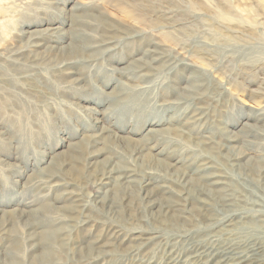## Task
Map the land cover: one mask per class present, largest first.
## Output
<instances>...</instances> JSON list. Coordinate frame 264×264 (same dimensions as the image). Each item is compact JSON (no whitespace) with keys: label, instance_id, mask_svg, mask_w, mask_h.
<instances>
[{"label":"rangeland","instance_id":"374dc122","mask_svg":"<svg viewBox=\"0 0 264 264\" xmlns=\"http://www.w3.org/2000/svg\"><path fill=\"white\" fill-rule=\"evenodd\" d=\"M78 5L85 7L86 11H75ZM218 13L227 15L230 20L222 21L217 18ZM29 22L35 25L23 29V24ZM107 23L115 26L114 29L142 34L143 40L139 45H128L130 42L127 41L123 50L116 51L118 54L114 57L121 63L108 58L109 53H97L91 61L83 60L80 64L71 65L69 69L74 76L62 73L60 65L55 69L47 64V58L56 57L64 61L79 57L72 49H77L82 42L93 44L101 28L98 31L90 28L98 25L107 27ZM51 28H57L58 34L54 39L58 44L52 49L55 45L51 43L44 54L38 53V65L28 66L26 62L23 66L11 64L8 56L16 48H21L25 55L33 51L26 42L20 41L23 31L29 33ZM81 31L89 35L82 36ZM146 39L156 43L157 48L165 50L169 56L184 60L193 67H179L172 77L159 74V77L141 80L139 85H151L154 91L141 96L144 97L140 99L141 106H133L131 116H125V110L116 107L115 113L119 115L112 116L113 100L136 83L106 69L137 67L147 45L144 44ZM92 50L97 52L95 49L83 51L84 57ZM201 74L213 87L223 85L227 89L226 101L216 97L203 104L207 115L221 120L220 129L228 130L227 133L231 131L242 139L247 129L241 128L240 124L234 129V124L242 116L250 114V108L264 107V0H0V219L7 222L3 227L4 234L0 236L1 264L2 261L3 264H11L12 261L14 264H84L81 257L87 253L92 237L89 234L94 235L102 229L99 224L95 228L93 223H100L105 218V214L92 210L88 212L89 224L67 232V245H62L55 238L45 240L52 246L50 256L41 262L46 243L41 237L42 230L47 226L52 229L63 226V223H53L52 219L56 215L68 214L64 193L75 191L83 199L87 198L88 207L96 205L106 190L96 176L108 163L135 166L136 172H140L133 159L124 160L120 153L131 156L134 151L137 154V149H143L152 156L154 165L157 160L173 164L181 156L190 158L192 153L181 152L179 144H164L165 136L156 142L160 133L154 131L169 133L171 137L178 135L173 131L178 130L176 110L165 111L159 106L160 98L175 99L178 92L185 87L187 89ZM80 78L88 79V87L81 92L69 91ZM145 101H148V106H145ZM156 101H159L157 107ZM150 122L158 124L151 126ZM93 124L104 128L103 141L96 143L98 133L90 128ZM214 128V122L209 121L199 133L214 140L218 135ZM184 138L186 136L182 135L181 139ZM112 147L116 148L117 156ZM163 147L167 150L160 152ZM238 147L236 151L244 149ZM256 149L258 154L250 155L252 165L263 163L259 152L262 150ZM90 153L95 156L89 157ZM136 157L138 159V154ZM177 167L188 172L181 163L175 169ZM49 171L57 173L58 178L54 180L61 185L48 193L32 182ZM258 184H250V193L243 194L247 199L261 196L264 207V196ZM153 187L154 184L150 189ZM130 195L127 191L124 199H129ZM124 201L122 196L120 203L123 207L126 205ZM43 204L47 205L41 208ZM148 211L156 214L155 209ZM141 215L142 209L135 197L126 206L125 215L115 220L121 221L124 229L143 228L150 218L148 214L145 218ZM37 217L46 221L39 222L35 229H30L24 222L35 221ZM154 226L162 231L159 246L154 241L140 249L135 258L115 264L143 262L148 258L151 264H168L175 261L172 257L182 260L192 252L186 246L187 242L171 243L170 240L176 239L174 235L180 234L170 228ZM182 230L183 227H177L178 232ZM170 236V240L166 239L170 243L165 245L166 240L163 239ZM30 238L34 239L35 249L30 246ZM14 243L19 247L16 256L9 252ZM127 245H123V249ZM121 254L116 253L115 258ZM170 256L171 261L167 262Z\"/></svg>","mask_w":264,"mask_h":264},{"label":"bare ground","instance_id":"6f19581e","mask_svg":"<svg viewBox=\"0 0 264 264\" xmlns=\"http://www.w3.org/2000/svg\"><path fill=\"white\" fill-rule=\"evenodd\" d=\"M82 7L78 5L74 10L78 12L81 10L82 12L86 11L85 7L83 9ZM219 17L222 21L230 20L223 13L217 16V18ZM34 25L33 22L25 23L23 24V29H28ZM98 28H101L100 33L97 32ZM114 28L115 26L109 23H107V27L103 25L92 26L90 28L91 31L97 30L95 41L91 45L82 42L77 49H72L75 50L76 54H79L77 58H69L62 61L54 57L45 60L52 68L56 69L60 65L63 68L61 72H67L69 76L75 75L69 69L72 67L71 65L80 64L83 60L91 61L97 57V53L100 55L109 53L108 58L112 57L114 62L121 63L119 58L114 57L116 56V51L125 48L127 41L130 42L128 45L133 46L135 44L139 45L143 39L140 33ZM32 32L23 31L21 33L23 37L20 41L26 42L28 47L33 48V51H30L27 55L23 53L24 51L21 48L11 51L8 57H10L9 60L12 65L23 66L25 62L28 66L29 64L38 65L40 59H36V57L39 52L44 54L49 48L47 45L51 43L55 45L52 49L56 48L58 41L54 38L58 34L57 28ZM81 33L82 36L89 35L84 33V31H81ZM144 44L147 45L142 52L143 56L139 60V65L134 69H116L114 67L106 69L111 74L123 75L128 80L136 83L128 86L127 92L120 94L113 100V110L110 113L112 116L119 115L115 113V107L125 110V116H131L132 107L141 106L140 99H144L141 96L154 91L151 85H139L138 82L140 83L141 80L153 78L159 74H166L164 76L172 77L179 67L182 69L193 67L184 60L169 56L165 50L158 49L156 43L148 42L146 39ZM91 49H95L97 52L95 53L92 50L85 58L86 54L84 52ZM78 58L80 59L78 60ZM203 75L201 74L199 79H193L187 89L185 87L176 94L175 99L166 100L165 98L162 100L160 98L161 104L159 106L164 108L165 111L176 110L174 114L176 115L175 122L178 130L173 131H177L178 135L171 137L169 133L164 134L160 131H154L155 133H160L159 140H156V142H159L165 136L166 141L164 144L169 146L177 143L181 146L180 151L191 152V157L185 158L181 156L180 160L174 161L173 164L157 160V164L154 165L152 164V156L143 149H137L138 159L136 157L137 154L134 153L135 151L131 156L120 153L124 160L133 159L138 165L140 172H136L135 166H119L114 162L108 163L96 176V179L100 181L99 184L106 187V190L97 204L93 202L96 205L91 207H88L87 198L83 199L75 191L65 192L64 201L67 203L68 214L56 215L53 219L49 218L50 220L52 219L53 223H63V226L56 229H52L49 226L44 228L41 232V237L44 241L55 238L62 245H67L69 241L67 232L70 233L78 227L89 224L91 220L88 212L92 210L105 214V218L100 223H93L95 228L99 227L97 225L99 224L102 229H99L98 233L94 235L89 234V237H92L89 239L90 243L87 246V253L84 255L85 257H81V261L84 264H98L100 261L103 264H115L118 261L125 263L131 260L132 257L135 258L138 256L139 250L144 246L147 247L153 244L154 241H156L154 244H158L162 231L155 227L154 224L170 228L180 234L178 236L174 235L176 238L174 240L169 239L172 235L163 239L164 241L169 239L172 244L177 243V241H184L188 244L186 246L192 249V252L187 257L185 255L182 260L176 257L171 258L170 256L167 262L171 261L170 258L175 261L168 264H264V207L262 197H250V199H247L243 194L250 193L248 187L250 184L257 185L261 183L258 186L264 196V107L250 108L248 111L250 114L242 116L240 121L234 124V129H237L239 124L241 128L245 127L247 129L243 133L244 137L242 139L231 131L227 133L228 130L220 129L221 120H216L217 118L215 119L213 115H207V109L203 107L207 100H213L216 97L226 101L224 95L227 89L223 85L213 87ZM182 79H187V77ZM105 86L108 87V83ZM86 87H88V79L80 78L77 84L68 90L81 92ZM145 102V106H148V101ZM158 103L159 101H156V107ZM209 121L211 123L214 122V129L218 132L215 138H218V140H215V138L212 140L208 136L199 133L201 129H205ZM216 121H218V125ZM251 122L252 124H250ZM153 123L155 126L158 124ZM153 123L150 122L149 124L152 126ZM90 128L98 133L95 137L97 138L96 143L104 140V128H97L95 124ZM149 131L147 130V132ZM182 135L186 136V138L181 139ZM238 146L244 149L236 151L235 149H238ZM256 147L262 150L259 151L262 154L261 160L263 161L260 165H252L250 163V155L252 153L258 154ZM165 149L163 147L160 152ZM111 150L116 154L115 147H112ZM93 156L95 155L89 154V157ZM178 163H181L184 167L186 166L188 172L179 170V167L175 169ZM52 164L54 167L56 166L55 163ZM86 167H88V164ZM56 178H58L57 173L49 171L44 177H39L40 180L36 178L32 183L37 184L38 187L49 193L53 187L61 185L54 180ZM153 184L155 187L150 189ZM127 191L132 195H130L129 199H124ZM109 192L111 193L110 195L108 194ZM122 196L123 200L126 201L124 207L120 203ZM135 197L138 199L139 206L142 209V218H145V215L148 214L150 221L146 222V227L143 228L124 229L120 225L121 221L115 219L125 215L126 206L132 203ZM46 205H41V208L46 207ZM153 209H155L156 214H150L148 211ZM35 219L37 220H25L24 222L30 229H35L40 224L39 222L46 221L45 218L41 219V217ZM107 220L111 221V223H108ZM5 224L7 222L1 218L0 236L4 234L2 231H4L3 227ZM177 227H183V230L178 232ZM30 236L32 237V235ZM33 240L30 238V246L35 249ZM103 241L105 243H102ZM45 242L42 249L41 262L50 256L52 245L48 241ZM164 243L167 245L170 242L166 240ZM125 244L128 245L123 249L122 246ZM12 246L14 247L9 252L12 256H16L19 248L18 243H14ZM119 252L123 254L117 255L115 258L116 253ZM149 259L143 262L130 261L128 264H151ZM11 264H14V261Z\"/></svg>","mask_w":264,"mask_h":264}]
</instances>
